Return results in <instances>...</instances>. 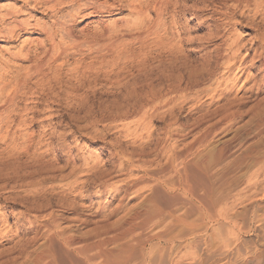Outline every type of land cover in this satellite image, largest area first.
Wrapping results in <instances>:
<instances>
[{"label":"rangeland","instance_id":"obj_1","mask_svg":"<svg viewBox=\"0 0 264 264\" xmlns=\"http://www.w3.org/2000/svg\"><path fill=\"white\" fill-rule=\"evenodd\" d=\"M144 1L111 37L127 8L71 24L66 6L60 60L0 101V264H264V0Z\"/></svg>","mask_w":264,"mask_h":264},{"label":"bare ground","instance_id":"obj_2","mask_svg":"<svg viewBox=\"0 0 264 264\" xmlns=\"http://www.w3.org/2000/svg\"><path fill=\"white\" fill-rule=\"evenodd\" d=\"M143 1L144 0H16L17 4L21 3V6H19L18 8H17V6L11 7V6H9L10 4L7 5L6 7H3L2 10H0V42L2 44L3 43L6 44V46L10 45L11 47L10 48L9 47L3 48L2 49V56L0 57V58H2V57L6 58V59H3L4 62L2 61V59H0V65H1V69H0V101L1 102H4V101L9 102L14 98V97H12L14 94H11L12 93L11 88H14L17 90L21 88L20 89V91H21V90H23L22 87H24V88L26 86L28 87V85H30V83H31L30 76L34 75V74L40 75L41 68H42L43 64H45L47 61H48L47 65L51 66L50 61H52V63H56L57 60H60L58 58L60 56H62V54L61 55L58 54L59 53L58 51L63 50V46H62V42H61L62 39H60L61 33L66 34L68 37V40H69V38L72 39V37H73V35H72L73 32H72V29L70 27L63 26L64 24L61 25L60 23L59 24L57 23L58 16L61 15L62 13H64L65 9L67 8L66 6H75V8L77 7L75 12H73L72 14H67L71 18V19L69 18L71 21L68 19L70 21L69 23H71V24L72 23L74 24V22H76L78 19H80L82 17H84V18L92 17L91 15H93V14H98V15L101 13H108V14L118 13V14H120L125 8H127L129 10L130 16H131L129 18V20L125 19L124 17H119L118 19H116L113 22V29L112 30L110 29V31L108 29L109 32L107 31V33L109 34L110 32H115V33L120 32L121 33V31L122 32H132L131 31L132 29H137V25H138L137 14L142 15L143 13H145V11L143 10V5H142L145 1L144 2ZM16 2H14V3H16ZM161 2H163V0H160L159 6H161ZM145 3H147V2H145ZM33 13H35L36 15L42 14L43 16L51 15V18H52L51 24L47 25V24H43L40 22L34 23L33 19H35V18H34V16L31 15ZM191 20H196V18L194 17ZM141 25H142V23H141ZM102 31H104V32L100 31L101 32L100 34L102 37L108 35V34H106L105 30H102ZM115 33H111V34H115ZM35 35H39V36L43 35L44 38L40 39L39 37L38 38L32 37ZM109 36L111 37L110 34H109ZM24 37H25V39H23ZM86 38H85V40H86ZM91 38L95 39V41L97 40V36H94ZM116 38H117V36H116ZM21 39H23V40H21ZM93 39H92V42L94 41ZM76 40H75V42H76ZM89 40L90 39H88V41ZM82 42L83 41L81 40V45H82ZM87 42L84 41L83 43H87ZM77 43H78V41H77ZM64 47L67 48V45ZM77 48H78V46H77ZM25 63L29 64V66L24 68V67H22V64H25ZM10 64H12V65H10ZM43 67H46V65ZM43 70H45V69H43ZM55 72H56V69H55L54 73ZM35 83H37V82H35ZM42 83H44V82H42ZM25 90H26V88H25ZM20 91H19V93H20ZM22 92H24V91H21V93ZM16 94H18V92ZM24 94H26V91ZM19 96L17 95V97H19ZM17 97H15V98H17ZM10 103H12V102H10ZM0 112H1V110H0ZM0 117H1V114H0ZM187 175H188V173H187ZM180 176H182V175H180ZM144 177H146V176H144ZM184 180H186V179H184ZM161 182L162 181L156 180L155 184H162L163 187H166L169 185L166 182H162V183ZM180 183H182V182H180ZM152 184H153V182H152ZM168 188H169V186H168ZM156 190H158V189H156ZM183 190H184V188H183ZM143 207H145V206H143ZM105 211L104 210L102 211L100 209L99 212L104 213ZM142 214H143V216L146 217L145 220H146V223L148 225H149V223L157 222V220H158V222H157V224H158L159 220L164 219L166 216L165 213L162 210H160L159 208H157V206L155 207V205L153 203L150 204L149 208L145 209V213H141V215ZM137 216H138L137 212H135L132 216H130L131 220L129 223H127L130 226V227H128L130 229L127 232L135 231V229H137ZM56 218L53 220H54V225L57 226L60 223H58V221H57L59 218L58 219H56ZM175 220H176V218H175ZM175 220H173V221H175ZM172 225H173V223H172ZM56 226H55V229L57 228ZM123 229H126V228H123ZM62 232H65V231L63 230ZM121 233H123V232H121ZM131 233H133V232H131ZM68 234H70V232L69 233H66V232L60 233L59 232L57 234H53L54 235L53 239H57L61 244H63V246L65 248L72 250L74 253L78 254L79 256H81V255L84 256L88 250L94 249V247H95L94 243H89V242H87L86 239L81 241L82 240V239H80L81 237H79V236L77 237V235L76 236H74V235L70 236ZM53 239H51V240H53ZM117 239H118V237H117ZM82 242H84V243L81 244ZM168 242H169V240H168ZM103 243H104V241H103ZM50 244H51V242H50ZM47 248L50 249V247H47ZM39 255H40V258H39ZM39 255H38V260L41 262V263L39 262L40 264H42V262L44 264H56L57 263V260L55 258L56 255L53 254L52 251H50V250L45 249ZM101 256H103L105 258L106 256H108V254H106L105 251H103L102 249L100 250V248H99V257H101ZM106 258H108V257H106Z\"/></svg>","mask_w":264,"mask_h":264}]
</instances>
